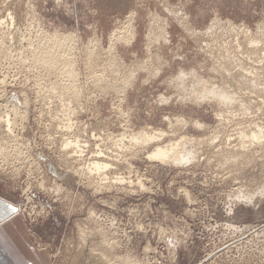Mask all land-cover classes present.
Listing matches in <instances>:
<instances>
[{
	"label": "rangeland",
	"instance_id": "374dc122",
	"mask_svg": "<svg viewBox=\"0 0 264 264\" xmlns=\"http://www.w3.org/2000/svg\"><path fill=\"white\" fill-rule=\"evenodd\" d=\"M0 119L38 264H264V0H0Z\"/></svg>",
	"mask_w": 264,
	"mask_h": 264
},
{
	"label": "crops",
	"instance_id": "0c3cea01",
	"mask_svg": "<svg viewBox=\"0 0 264 264\" xmlns=\"http://www.w3.org/2000/svg\"><path fill=\"white\" fill-rule=\"evenodd\" d=\"M17 210L14 203L0 195V264H38L39 254Z\"/></svg>",
	"mask_w": 264,
	"mask_h": 264
},
{
	"label": "bare ground",
	"instance_id": "6f19581e",
	"mask_svg": "<svg viewBox=\"0 0 264 264\" xmlns=\"http://www.w3.org/2000/svg\"><path fill=\"white\" fill-rule=\"evenodd\" d=\"M10 18H13V17H10ZM214 27V26H213ZM237 34V33H236ZM46 57V56H45ZM47 57H51V55H49V56H47ZM46 57V58H47ZM48 59V58H47ZM54 59H56L55 57H54ZM97 59V58H96ZM43 60V59H42ZM53 60V59H52ZM51 59L50 60H48L49 61V63H52L53 61H52ZM57 60V59H56ZM94 60V59H93ZM45 61H47V60H45ZM44 61V62H45ZM47 61V62H48ZM50 61H52V62H50ZM65 61V60H64ZM46 63V62H45ZM70 69V68H69ZM73 70V69H72ZM242 70V69H241ZM249 70V69H248ZM71 71V70H70ZM73 72V71H72ZM72 72H69L70 73V75H73V73ZM241 74V73H240ZM74 76H75V74H74ZM234 76V75H233ZM250 77H251V75H250ZM73 78H75V77H73ZM74 80V79H73ZM71 85V84H70ZM67 89V88H66ZM70 89H72L73 90V88H70ZM69 88H68V90H70ZM71 91V90H70ZM74 96H75V94H73V98H74ZM4 119V118H3ZM1 120V119H0ZM4 122H7V123H9L10 125L12 124V121H10V117H9V114L7 115V119L6 120H4ZM72 122V121H71ZM72 124V123H71ZM70 125V124H69ZM73 125V124H72ZM10 127V126H9ZM14 127V126H13ZM67 129V128H66ZM70 129V127H68V130ZM7 130V129H6ZM72 130V129H71ZM8 131V130H7ZM12 131V127L10 128V130L8 131V132H11ZM76 134V133H75ZM55 136V135H54ZM70 136V135H69ZM76 137V136H75ZM156 137L157 136H154V137H151L150 135H148L147 133L142 137V140L143 141H140L139 143H147L148 141H151V142H153L155 139H156ZM70 137H67V139H65L63 142H64V146H65V149H67L68 147H73V149H74V152H75V150H76V154H77V152H79V153H82V151H83V149L81 150V149H79V150H77L76 148L79 146H81L80 145V143L78 142L79 140H77V139H75L76 141L74 142V141H71L70 139H69ZM74 138V137H73ZM253 138V137H252ZM79 139V138H78ZM136 139L137 138H133V140H134V142H136ZM81 142V141H80ZM174 148L175 147H173V146H171V147H169V148H163V147H158L157 149H155L154 150V152L153 153H151L150 154V158H153V159H155V158H158V159H160V160H163V161H165L166 159H169V157L170 156H172L173 154H171V153H173V150H174ZM70 149V148H69ZM73 152V151H72ZM70 155V154H69ZM79 155H82V154H79ZM95 155V154H94ZM100 155V154H99ZM79 157V156H78ZM98 158L100 157V156H97ZM111 163H113V162H111ZM111 163H109V162H104V160L101 162L99 159H94L93 158V160H92V162H91V160H90V162H89V165L87 166V167H85L86 169V172H89V173H94V172H99V171H101L102 169L104 170V169H108L112 164ZM115 164V163H114ZM119 165V164H118ZM131 166V165H130ZM56 168V167H55ZM131 168V167H130ZM54 169V168H53ZM78 170V169H77ZM83 170V169H82ZM102 170V171H103ZM56 171V170H55ZM54 171V172H55ZM101 171V172H102ZM81 173V172H80ZM95 175V174H94ZM101 175H102V173H101ZM115 176V175H114ZM106 177V176H105ZM112 179V178H111ZM121 180V179H120Z\"/></svg>",
	"mask_w": 264,
	"mask_h": 264
}]
</instances>
